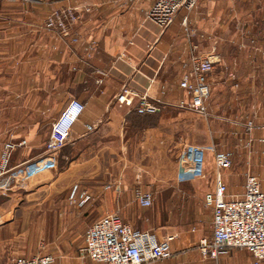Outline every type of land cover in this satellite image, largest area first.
Wrapping results in <instances>:
<instances>
[{"label":"crops","instance_id":"1","mask_svg":"<svg viewBox=\"0 0 264 264\" xmlns=\"http://www.w3.org/2000/svg\"><path fill=\"white\" fill-rule=\"evenodd\" d=\"M154 1L0 0V161L4 146L16 144L12 196L42 191L52 224L66 232L119 213L136 230L177 234L173 257L149 264H256L241 249L203 262L196 246L213 236L214 210L205 203L216 188L213 151H221L213 136L249 120L264 125V0H201L165 30L147 18ZM55 14L70 36L57 22L48 27ZM212 53L222 65L211 75L210 115L171 106L186 98L179 85L191 56ZM161 87L165 106L155 114H138V99L117 101L124 89L158 97ZM72 100L85 110L49 164L52 123ZM259 135L240 147L264 148ZM229 170L222 172L228 194L240 195L245 185L237 189ZM140 192L154 195L151 207L138 204ZM9 209L0 204V232L16 228ZM19 256L35 255L7 264Z\"/></svg>","mask_w":264,"mask_h":264},{"label":"built area","instance_id":"2","mask_svg":"<svg viewBox=\"0 0 264 264\" xmlns=\"http://www.w3.org/2000/svg\"><path fill=\"white\" fill-rule=\"evenodd\" d=\"M17 2L19 0H7ZM30 2L32 0H21ZM201 0H155L147 13V18L161 27L169 28L182 10L189 12L197 9ZM56 22L64 37L70 36L69 28L61 21L57 14L50 19L48 27ZM74 42L77 39L73 40ZM195 50L198 48L194 47ZM190 64V65H189ZM222 65V58L212 53L203 57L192 55L190 63L180 81V89L186 98L175 105L177 109L191 112L202 117L210 115L208 101L212 96L213 82L211 75L218 66ZM105 74L102 73V76ZM103 83L99 79V84ZM152 97L147 92L137 94L128 89L117 96L120 104L132 106L138 99L136 111L138 114H155L161 111L165 104L159 95ZM167 106V105H166ZM85 105L72 100L66 109L53 121L52 131L45 152L49 164L56 159V155L66 147L70 141L75 124L80 120ZM247 135L250 136L249 146L253 139L251 135L257 128L253 120L244 124ZM261 131L259 141L264 144V125L258 127ZM93 130V126H88ZM26 145L23 141L20 146ZM16 144L7 143L1 155L0 190L10 188L15 173L9 169L12 153ZM218 169L216 188L214 193L206 195L205 203L214 210L213 236L211 239L200 240L196 249L203 262L218 260L223 254L233 249L246 250L255 258L256 264L264 261V184L254 174L247 175L244 192L240 195H229L228 185L222 177V172L233 166V154L228 151H216L214 154ZM78 187L75 186L70 196L75 201ZM81 204L89 197L82 195ZM137 202L141 207L149 208L154 203L152 193L137 195ZM178 238L175 233L161 235L158 230L140 231L126 223L119 213L106 215L94 222L85 232L84 243L79 249L81 264H149L167 260L173 257L172 244ZM56 258L52 254H38L33 257L19 256L10 264H55ZM1 264V262H0Z\"/></svg>","mask_w":264,"mask_h":264},{"label":"rangeland","instance_id":"3","mask_svg":"<svg viewBox=\"0 0 264 264\" xmlns=\"http://www.w3.org/2000/svg\"><path fill=\"white\" fill-rule=\"evenodd\" d=\"M231 77L234 78L235 76L231 75ZM202 120L203 118L200 117L198 122L206 125L207 123ZM232 126L237 128L235 123ZM225 131L226 135L222 137L215 135L213 138L218 150L233 154V166L228 171L235 182L233 185L241 190L249 174L258 176L264 184V162L261 161L264 159V148L261 149L259 144H256L253 150L250 147H240L242 138L247 136L248 143L250 142V136L247 135L245 128L241 127V129L236 130L228 128ZM258 133L260 139L262 133L257 126L251 138L255 134L258 136ZM259 143L262 147L264 146L260 141ZM14 152L9 164L11 170H13ZM213 154H215V150ZM20 189H22L21 194L18 196H12L14 193H11V186L8 189L0 190V204L9 206L10 211H16L15 214L18 218L14 230L0 232V257L3 258V264H7L12 256L38 254H52L57 258L58 264L64 262L66 264H81L79 249L84 243L85 229L83 231L77 230L81 228L80 225L68 232L60 229V226L51 222L54 217L51 216L49 201L44 202V193L42 191L27 192L23 188Z\"/></svg>","mask_w":264,"mask_h":264}]
</instances>
